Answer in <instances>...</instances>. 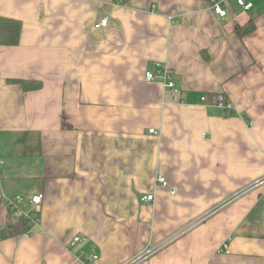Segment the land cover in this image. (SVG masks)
Instances as JSON below:
<instances>
[{
  "label": "crops",
  "instance_id": "obj_1",
  "mask_svg": "<svg viewBox=\"0 0 264 264\" xmlns=\"http://www.w3.org/2000/svg\"><path fill=\"white\" fill-rule=\"evenodd\" d=\"M245 1L0 0L23 24L0 43V235L7 197L43 194L0 264H264V183L232 199L264 176V0Z\"/></svg>",
  "mask_w": 264,
  "mask_h": 264
},
{
  "label": "built area",
  "instance_id": "obj_2",
  "mask_svg": "<svg viewBox=\"0 0 264 264\" xmlns=\"http://www.w3.org/2000/svg\"><path fill=\"white\" fill-rule=\"evenodd\" d=\"M209 4V9L213 11L214 14L220 16V17H226L229 12V2L228 0H207ZM237 3L244 7L245 9L251 8L253 6L252 2H246L245 0H237ZM108 23V19L104 18L102 19L98 24L95 25L96 28L105 27ZM145 79L147 81H155L159 80L163 83V85L168 89H175L176 83L173 71L168 67L162 65L161 62H156L154 65V69H149L145 72ZM226 95L222 92L217 93L213 97V103L220 109L224 110L225 112L230 113L233 108L228 101V99L225 97ZM202 102L208 103L209 100L206 96L201 97ZM155 129L151 128L149 129L150 133H154ZM4 163V160L0 158V164ZM264 182V177L260 179V181L256 182L257 184H261ZM156 184L163 187H168L169 182L163 175H158L156 177ZM173 193V192H172ZM155 193H148L144 194L142 196V200L145 201H152L154 200ZM43 198V194L38 193L35 195H31L30 197H27L23 194H18L14 196H10L6 198L7 204L10 206L12 210H15L16 213L20 217L24 218H32V212L38 210L40 207L41 200ZM29 200V204L31 207L29 210L24 211L21 207V205L26 201ZM81 240L80 235H75L73 239L70 241V246H74L77 242ZM153 250L146 251L142 257H138L136 259H133L131 261L126 262L125 264H139L140 262L146 260L150 257V255L153 254ZM99 258L98 255H92L89 257L90 264H92L94 261H96Z\"/></svg>",
  "mask_w": 264,
  "mask_h": 264
},
{
  "label": "trees",
  "instance_id": "obj_3",
  "mask_svg": "<svg viewBox=\"0 0 264 264\" xmlns=\"http://www.w3.org/2000/svg\"><path fill=\"white\" fill-rule=\"evenodd\" d=\"M23 24L20 20L0 16V43L3 45H17L20 42ZM252 27H248L250 30ZM246 33V31H245ZM26 90L37 89L41 86L38 81H20ZM31 219L21 217L16 224L8 225L1 233L0 238L15 236L30 232Z\"/></svg>",
  "mask_w": 264,
  "mask_h": 264
},
{
  "label": "rangeland",
  "instance_id": "obj_4",
  "mask_svg": "<svg viewBox=\"0 0 264 264\" xmlns=\"http://www.w3.org/2000/svg\"><path fill=\"white\" fill-rule=\"evenodd\" d=\"M219 93V92H218ZM207 97V96H206ZM214 97V96H213ZM226 97V96H225ZM208 99V98H207ZM209 100V99H208ZM231 105H232V108H233V104L231 103ZM234 109V108H233ZM233 112H234V110H232L230 113H228V112H226L227 114H233ZM264 177V176H263ZM264 183V182H263ZM255 185H251V186H247V187H245V188H243V190H241V191H239L237 194H235L234 195V197H232V199L233 198H236L237 196H240L241 194H243V193H245V192H247V191H250L251 189H253L254 187H256V186H258V184L257 183H254ZM262 184V183H261ZM231 199V200H232ZM231 200H227L226 202H224V203H221V205H223V204H225V203H227V202H230ZM228 204V203H227ZM226 205V204H225ZM220 205H218L216 208H218ZM36 216V212H32V218H34ZM36 220H37V218H36Z\"/></svg>",
  "mask_w": 264,
  "mask_h": 264
}]
</instances>
